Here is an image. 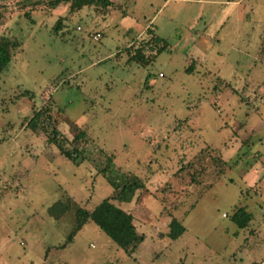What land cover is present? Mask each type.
<instances>
[{
    "label": "rangeland",
    "instance_id": "rangeland-1",
    "mask_svg": "<svg viewBox=\"0 0 264 264\" xmlns=\"http://www.w3.org/2000/svg\"><path fill=\"white\" fill-rule=\"evenodd\" d=\"M49 1L0 0V38L19 45L0 75V264H264V0H115L104 15ZM147 28L161 52L136 38ZM48 97L68 141L89 135L81 161L26 129ZM105 167L142 179L120 207L144 240L129 255L89 223L59 249L74 212L47 209L63 194L94 209L113 192Z\"/></svg>",
    "mask_w": 264,
    "mask_h": 264
},
{
    "label": "trees",
    "instance_id": "trees-1",
    "mask_svg": "<svg viewBox=\"0 0 264 264\" xmlns=\"http://www.w3.org/2000/svg\"><path fill=\"white\" fill-rule=\"evenodd\" d=\"M62 2L70 4L69 11L71 13H76L85 7H93L98 14L104 15V13L109 12V8L112 6L109 0H50L48 5L55 9ZM2 18L3 14L0 13V23ZM149 35L154 43L161 44L158 53L165 49L166 44L163 40H159L152 32ZM18 47L19 45L16 41L0 38V75L11 62L13 53ZM130 60L142 64L144 61L142 48H137ZM191 69L192 67L188 68L186 72L190 73ZM54 109L57 110V113L60 112L53 100L50 97L46 98L41 106L32 109L31 116L26 120V129L35 137L43 139L47 145L55 146L59 154L64 158L73 162L81 161L84 151L80 146L88 140L89 135L85 131L78 129L75 131L72 140L68 141L58 128ZM67 144L71 146L70 149L66 147ZM106 169V167L102 169L101 173L113 188V192L94 209L85 210L75 207L73 199L65 194L47 209L48 217L54 221L60 220L67 212H74V228L65 242L58 247L59 249L66 248L72 242L74 236L89 223L96 225L114 244L129 255L144 240V236L136 231L132 215L120 207L122 204L131 202L137 193L144 191L145 185L142 179L133 174H127L117 179L111 174H107ZM242 214L244 212L240 208L232 217L239 227H245L249 221L248 215H245L242 219ZM169 229L170 232L167 236L172 240L177 239L185 231L184 227L175 219L170 221Z\"/></svg>",
    "mask_w": 264,
    "mask_h": 264
},
{
    "label": "crops",
    "instance_id": "crops-1",
    "mask_svg": "<svg viewBox=\"0 0 264 264\" xmlns=\"http://www.w3.org/2000/svg\"><path fill=\"white\" fill-rule=\"evenodd\" d=\"M109 1H110L111 3H114L115 0H109ZM131 1H132V2H135V0H131ZM181 1L184 2V3H186V2H192L191 0H181ZM198 1H200V0H198ZM167 4H168V1L165 2V3L163 4L162 7L166 6ZM112 22H115V19H113V18H109L108 22H104V23H102V27L106 28V27H108ZM137 23H138L137 20L131 18L129 15H127V13H124L123 15H121V20H120V22H119V25L121 26V28H122L125 32L129 33V32H132V30L136 27ZM150 32H152V31H151V28H147V29L145 30V32H144V31H140L139 34H136V38H137V39H142V38H144L145 33H147V34L149 35ZM152 33H153V32H152ZM147 34H146V36H147ZM153 34L155 35V33H153ZM149 36H150V35H149Z\"/></svg>",
    "mask_w": 264,
    "mask_h": 264
},
{
    "label": "built area",
    "instance_id": "built-area-1",
    "mask_svg": "<svg viewBox=\"0 0 264 264\" xmlns=\"http://www.w3.org/2000/svg\"><path fill=\"white\" fill-rule=\"evenodd\" d=\"M100 38L99 34H96V36L94 37L95 40H98Z\"/></svg>",
    "mask_w": 264,
    "mask_h": 264
}]
</instances>
